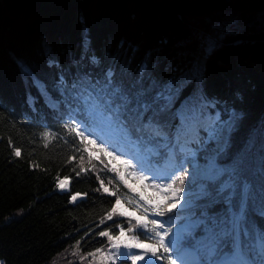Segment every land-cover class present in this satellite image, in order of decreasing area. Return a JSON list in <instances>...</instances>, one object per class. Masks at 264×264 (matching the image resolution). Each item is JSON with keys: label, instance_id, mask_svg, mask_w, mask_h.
Masks as SVG:
<instances>
[{"label": "trees", "instance_id": "1", "mask_svg": "<svg viewBox=\"0 0 264 264\" xmlns=\"http://www.w3.org/2000/svg\"><path fill=\"white\" fill-rule=\"evenodd\" d=\"M214 25L228 35L206 56L200 37ZM85 52L95 53L105 64L130 61L133 74L147 60L151 74L161 81L183 77L204 64L203 87L217 103L210 121L217 116L226 120L230 111L242 114L232 152L243 148L250 136L259 138L264 121V12L214 11L185 18L152 0H0V264H51L68 248L84 256L107 249V238L98 232L108 229L115 235L119 229L113 221L127 228L128 218L114 216L100 223L115 198L103 189L96 191L97 176L110 191L119 189L122 197L136 199L139 191L146 199L154 195L142 187L125 188L115 172L105 168L114 161L96 151V144L88 145L93 153L89 163L79 138L63 128L69 117L84 120L91 112L83 99H73L70 89L61 95L67 82L84 78L86 69L92 72L91 61L81 59ZM33 81H39V87ZM46 130L52 133L47 140L41 136ZM89 132L95 140L112 137L111 147L136 155L151 171L164 169L166 162L173 168L185 158L193 159V140L209 143L203 132L198 138L197 133L183 134L179 143L175 138L137 142L106 121L89 122L85 134ZM17 147L19 157L14 154ZM196 157L200 163V154ZM189 165L184 167L189 170ZM60 180L66 183L63 190L57 186ZM197 192L194 186L193 194ZM75 193L81 195L72 201ZM193 211L188 205L163 217L149 212L147 218L173 229L191 221Z\"/></svg>", "mask_w": 264, "mask_h": 264}, {"label": "snow or ice", "instance_id": "2", "mask_svg": "<svg viewBox=\"0 0 264 264\" xmlns=\"http://www.w3.org/2000/svg\"><path fill=\"white\" fill-rule=\"evenodd\" d=\"M227 35L228 31L220 25L202 33L200 39L206 56L213 55L222 37ZM81 59L91 61L92 72L86 69L84 78L67 82L61 95L70 89L73 99H83L91 112L84 114V120L69 117L70 122L63 128L79 138L80 150L88 154L89 163L93 153L89 152L88 145L96 144V140L91 139L93 133L85 134L89 122L115 124L126 137H135L137 142L175 138L179 143L183 131L192 124L197 126V138L201 132L209 137L206 146L202 139L192 141L196 144L193 159L185 158L178 167H173L164 178L168 182L151 184L142 183L149 179L143 174L144 168L137 171L138 165L110 152L101 141L96 151L110 157L109 163L120 161L122 164V167L105 164V168L115 172L129 191L134 189L128 180L134 178L144 190L152 188L154 195L146 199L141 191L136 199L122 197L119 189L110 191L97 176L99 187L96 191L103 189L115 198L100 223L118 216L128 217V225L125 228L113 221L119 229L115 235L108 229L99 231L98 235L106 237L109 246L107 250L96 248L87 255L93 258L99 255L102 264H127L129 261L131 264H156L157 261L161 264H264V121L258 140L250 136L245 146L233 153L232 136L243 122L242 114L230 111L226 120L217 116L215 121L208 123V116L217 103L203 87L204 64L198 63L183 77L161 81L151 74L147 60L133 74L130 61L120 66L105 64L95 53L89 52ZM33 83L39 87V81ZM193 85L196 86L192 92L185 95V89ZM41 136L47 140L52 133L46 130ZM196 153L200 154L202 165ZM14 154L21 156V148H14ZM185 163L193 165L192 173L184 167ZM84 171L81 166L80 172ZM157 179L161 177L153 176V180ZM65 180L58 181L57 186H63ZM186 180L189 181L187 185ZM194 186L198 187L195 194ZM80 195L73 194L72 201ZM182 200L190 205V210L194 209L191 223L182 237L172 231V226L166 228L158 220L147 218L149 212L165 216ZM135 229L144 231L137 235Z\"/></svg>", "mask_w": 264, "mask_h": 264}, {"label": "rangeland", "instance_id": "3", "mask_svg": "<svg viewBox=\"0 0 264 264\" xmlns=\"http://www.w3.org/2000/svg\"><path fill=\"white\" fill-rule=\"evenodd\" d=\"M49 103H52V102L49 101ZM208 123H211L209 116H208ZM186 132H192V133L196 134L197 133V126L195 124H192L190 127H187L183 131V133L181 135V138H182L183 134L186 133ZM184 135H186V134H184ZM101 141L104 142V146L106 148H108V150L110 152H114L116 155L122 156L123 160H130L134 165H138L137 171H140V168H144L145 169L143 174L149 176V179L143 181L142 182L143 184H151V183H154V182L155 183H162V182L166 183V182H168L167 179H164V178H166L168 176L166 172L163 173V174L159 173V172H150L140 161L137 160L136 155H130L128 153H124L123 150H121V149H117L115 147L109 146V144L107 143V140L106 141L105 140H96V145H98ZM113 163H111V167H117L116 163H120L121 164L120 161H114ZM200 164L201 165L203 164V160L200 162ZM189 166H190V168H189L188 171L190 173H192L194 171L193 165H189ZM197 175H199V172H197ZM153 176L161 177V179L153 180ZM129 179H134V178H129ZM128 183H129V185H131V187L134 190H137V191H139L141 189L140 187H142V184L137 182V181H135V179H134L133 183H131L130 180H128ZM65 188H66V183H64L63 186H60L61 190L65 189ZM147 189L154 192V190L152 188H147ZM188 205L189 204H184V202L182 200L181 203L178 204L176 206V208H174V209H182V208H185ZM174 209H172V210H174ZM128 211H131V209H128ZM137 215H139V214H137ZM126 218H128V217H126ZM190 223H191V221H186L183 224H180V225H177V226L173 227L172 231L177 233V234L178 233H182V232H186ZM68 249L66 251H64L63 253H60L57 256V258L51 264H102L99 255H97L95 258H93V257L88 256V255L84 256L83 254L77 253L76 251H74V248H70L69 250ZM102 250H107V249L104 248ZM133 251H136V250H133ZM73 253H75V255ZM138 264H142V262H138ZM156 264H159V261H157Z\"/></svg>", "mask_w": 264, "mask_h": 264}, {"label": "water", "instance_id": "4", "mask_svg": "<svg viewBox=\"0 0 264 264\" xmlns=\"http://www.w3.org/2000/svg\"><path fill=\"white\" fill-rule=\"evenodd\" d=\"M179 17L201 18L214 11L257 14L264 0H152Z\"/></svg>", "mask_w": 264, "mask_h": 264}]
</instances>
